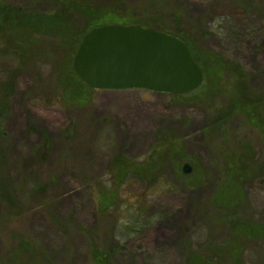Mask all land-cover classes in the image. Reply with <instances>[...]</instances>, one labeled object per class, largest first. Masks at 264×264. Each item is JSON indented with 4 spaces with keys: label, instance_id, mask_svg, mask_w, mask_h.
Instances as JSON below:
<instances>
[{
    "label": "rangeland",
    "instance_id": "obj_1",
    "mask_svg": "<svg viewBox=\"0 0 264 264\" xmlns=\"http://www.w3.org/2000/svg\"><path fill=\"white\" fill-rule=\"evenodd\" d=\"M3 1L44 12L56 2ZM79 1L120 16L161 13L168 29L192 31L203 50L238 60L254 92L264 89V0ZM75 16L81 25L84 19ZM50 53L14 74L13 94L0 116L6 135L2 172L16 201L13 207L0 198V264H96L93 242L112 264H185L189 252L203 251L209 240L224 244L228 230L218 223L222 211L213 203L224 169L222 147L205 135L212 110L202 92L177 97L144 88L87 89L72 102L57 70L58 54ZM19 65L14 55L0 52V79ZM167 135L180 148L181 167L174 156H158V179L129 175L115 186L112 167L119 157L143 163ZM245 140L264 177L263 138L235 116L223 148L229 153ZM243 191L242 217L264 223V183L243 182ZM22 237L35 242L27 247L31 255L16 247ZM243 258L264 264V243Z\"/></svg>",
    "mask_w": 264,
    "mask_h": 264
},
{
    "label": "trees",
    "instance_id": "obj_2",
    "mask_svg": "<svg viewBox=\"0 0 264 264\" xmlns=\"http://www.w3.org/2000/svg\"><path fill=\"white\" fill-rule=\"evenodd\" d=\"M75 15L84 19L81 25L75 21ZM120 15L123 14L113 10L107 11L103 7L79 0H56L54 8L49 12L26 9L0 0V52L2 55H14L20 62L19 68L9 69L8 78L0 79V116L7 112L14 90L12 87L14 74L26 65L33 64L42 57L51 54L50 52L58 54V57L55 58L58 60L57 70L59 69L64 75L69 89L65 83V85L61 83V86L66 87L71 95L67 100L75 102V100L82 99L87 89L94 90L95 88L87 85L75 71L74 57L84 35L97 26H103L106 23L140 24L146 28L158 29L178 36L186 43L194 60L202 67L204 77L195 90L182 94L172 93V95L183 97L202 92L201 97H205L207 106L212 110V117L204 131L206 136L215 137L221 142L222 149L219 150L218 156L220 155L224 162V169L213 203L215 206L218 205L219 207H217L222 211L218 216V223L228 230V239L224 244L220 245L209 240L203 251L189 252L185 264H220L224 259L230 258L235 262L234 264H246L243 258L245 251L256 247L257 244L264 243V223L257 221L253 216L242 217V214L244 215L242 206H247L243 182L263 184L264 177L261 176L260 167L255 166L252 162V145L248 140L240 143L237 149L230 148L229 153L223 147L226 145L224 139L229 140L230 124L235 116L240 118L245 126L257 130L264 141V89L254 92L248 84L245 67L238 60L214 51L203 50L192 31L182 28L178 29V32H173L168 29L161 20V13H145V18L137 13L129 14L130 16ZM174 25L176 26V24ZM46 45L48 46L44 50ZM207 81H210V83L208 82L210 89ZM5 138V129L0 120V143ZM161 140L151 151L153 155L148 156L143 163L119 157L112 167L115 173V186H118L117 182L122 184L129 175L149 181L153 179V176L158 179L154 172L158 156L165 155L167 158L174 156L181 167L182 160L178 158L180 148H176L177 145L170 142L172 140L170 135ZM160 150V154H155ZM4 164L5 155L1 145L0 198L9 201L8 203L15 207L13 189L6 185H9V182L2 172ZM103 192L100 193L103 194ZM101 204L105 208L109 202L101 201ZM18 241L19 244L16 247H21L24 255H31L32 253L27 247H35V242L26 237H22ZM97 246L93 242L96 264H112L109 255L104 250L95 248Z\"/></svg>",
    "mask_w": 264,
    "mask_h": 264
},
{
    "label": "water",
    "instance_id": "obj_3",
    "mask_svg": "<svg viewBox=\"0 0 264 264\" xmlns=\"http://www.w3.org/2000/svg\"><path fill=\"white\" fill-rule=\"evenodd\" d=\"M74 68L95 89L144 88L182 94L203 81L202 67L176 35L140 24H108L86 33ZM184 172H191L189 164Z\"/></svg>",
    "mask_w": 264,
    "mask_h": 264
}]
</instances>
